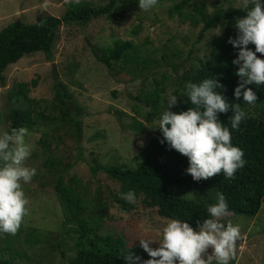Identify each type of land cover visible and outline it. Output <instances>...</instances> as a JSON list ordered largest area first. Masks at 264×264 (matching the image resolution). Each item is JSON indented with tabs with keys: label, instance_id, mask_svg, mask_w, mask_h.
<instances>
[{
	"label": "rangeland",
	"instance_id": "rangeland-1",
	"mask_svg": "<svg viewBox=\"0 0 264 264\" xmlns=\"http://www.w3.org/2000/svg\"><path fill=\"white\" fill-rule=\"evenodd\" d=\"M95 5L108 3L109 0H87ZM132 0H118L113 19L102 16L93 18L87 25L75 22L64 23L52 47V57L39 51L26 55L6 70V83H0V122L2 120V89L7 93L18 82H30L38 78V85L30 87V98L39 100V108L50 116L51 121L42 120L41 128L62 125L61 108L55 98L52 77V63H56L58 79L65 84L80 107L81 130L78 141L67 128L61 135L60 148L45 154L38 144L40 133L30 132L28 141L34 150L26 164L36 169V174L22 189L28 200V212L23 218L17 239L11 245L28 248L27 260L7 249L5 240L11 234H0V252L3 258L28 264H68L78 249V236L74 221H68L63 201L58 197L55 185L59 174L68 163L73 165L64 173L61 187L73 186L81 192L87 203L84 215L104 216L98 223L97 234L104 237L123 236L125 245L138 244L140 238H155L160 224L168 219L158 214L153 199L140 195L133 203L120 198V183L110 177L103 169L93 171L92 166L134 167L140 153L151 137L159 129H153L157 117L164 107L167 95H174L178 80L191 66L198 65L202 56L212 60L218 53L219 39L224 27L208 30L199 39L203 23L194 24L182 18L170 8L180 0H158L157 6L150 11L138 9ZM205 11L209 14L219 8L238 7V0H203ZM69 5L64 0H0V29L13 22L34 23L44 17H62ZM192 12L187 5L183 8ZM221 29L220 34L215 33ZM131 40L136 53L135 60L113 63L112 67L103 63L99 57L106 47L115 40ZM147 58L146 60H144ZM122 65L125 68H121ZM128 68H132L128 70ZM158 81V82H156ZM159 84V85H158ZM158 85V86H157ZM161 88L158 111L137 99L140 92H152ZM138 104L146 117L134 111ZM177 104L171 110L175 111ZM133 117L141 120L146 128L139 133L126 127ZM68 121V120H67ZM3 122V121H2ZM65 126V127H63ZM50 155L53 162L45 165ZM76 180H73L74 178ZM170 193L186 199H211L215 202V189L186 185L179 187L171 184ZM122 201V202H121ZM222 222H232L240 227L241 237L236 242L234 258L229 264H263L264 256V202L257 215L234 216L227 212ZM137 225V230L134 229ZM36 234V242L29 247L27 238ZM61 242V243H60ZM155 244H153V247ZM100 248V247H99ZM102 249V248H100Z\"/></svg>",
	"mask_w": 264,
	"mask_h": 264
},
{
	"label": "trees",
	"instance_id": "trees-1",
	"mask_svg": "<svg viewBox=\"0 0 264 264\" xmlns=\"http://www.w3.org/2000/svg\"><path fill=\"white\" fill-rule=\"evenodd\" d=\"M117 1L109 0L108 3L95 5L90 1L80 0L79 4L69 5L62 17H44L34 23L13 22L1 28V85L4 86L6 83V70L24 56L42 51L47 57L51 58L54 41L64 23L75 22L87 25L93 18L102 16L113 19L116 15L114 9ZM131 3L135 4L136 2L132 0ZM187 5L192 8V12L183 10ZM170 12L172 14L177 12L180 17L190 19L194 24H197L200 20L203 23V28L199 33V39L208 30L219 25L224 27L222 37L218 42V53L213 56V59L204 58L200 60L198 65L191 66L179 78L178 86L174 90V95H177L175 111L191 106L186 103L187 97L181 95L184 91L185 82H199L206 76L211 77L219 74L221 83L225 86L221 91H223L228 102L240 103L247 114V118L241 121L237 130L232 131L230 129L231 142L243 150V158L246 161L244 167L236 172L234 179H225L221 173L207 180L193 181L191 176L184 171L187 167V158L175 150L167 148L166 144L160 143L162 137L160 131H158L156 136L148 140V144L139 155L141 160L138 161L136 166H104L97 164L92 166L91 169L93 171L103 169L106 174L117 180L120 183V193L131 190L135 197L143 195L146 199H153L159 215L165 218L188 220L193 228H195L197 220L205 218L206 205L214 203V201L211 199L192 200L175 196L170 193L169 186L171 184L179 187L191 185L215 189L224 195L228 204L227 212H231L234 216L253 217L258 214L264 202V84L247 86L252 88L257 96V100L253 105L245 104L242 97L239 99L233 97V88L238 83V78L235 75L236 66L231 63L235 57V51L226 41L229 36L234 38L233 18L242 13L238 10V7L232 6L225 9L219 8L208 14L205 11L203 0L177 1L170 8ZM248 47L254 48L251 44ZM133 48L134 45L131 40L118 39L111 47H106L103 50L99 59L109 67H112L113 63L123 61L128 63L132 59L135 60L136 53H130ZM121 68L125 67L122 65ZM128 70L132 71V68H128ZM60 84L62 90L57 83L54 84L55 98L62 111V120L68 122L69 126V128L63 126L65 127L63 131L60 124H56L51 128H41L40 126L42 120L51 121L55 117L46 114L43 109L39 108V100L30 98L28 95L30 87L38 85V78H32L30 82H18L8 91V127L24 126L29 129V132L40 133L38 144L46 155L51 150L60 148L62 143L59 140H61V135H64L67 128L76 138L75 141H78L81 130L80 107L65 84L61 81ZM161 91V88L157 87L152 92L138 93L136 98L158 111L157 104L160 102ZM134 111L143 117L147 115L143 113V109L138 104L134 105ZM230 115L231 110L229 109L226 113L218 114V118L227 125ZM126 127L139 133L146 131L144 123L136 117H133L132 122ZM52 162L53 158L48 155L44 164L47 166L51 165ZM72 165V163L67 164L62 173L59 174L55 185L58 197L63 201L68 221H74L76 224L73 231L78 236V249L68 264H124L123 257L120 254L131 247V251L142 259H147V254L139 247V244L126 246L122 235L120 237H104L97 234L99 227L97 221H101L105 211L99 213V219L94 218L95 216L84 215L87 203L81 192H77L71 185L65 188L61 187L64 173ZM72 179L76 180L75 177ZM117 200L122 199L117 198ZM133 226L137 230V225L134 224ZM18 232L19 229L14 236H10L5 240L9 246L7 249L17 256H23L27 260H31V257L27 254L28 248L25 246L16 248L11 245L17 239ZM36 240L38 241L36 234L31 233L27 238L29 247H32ZM2 250L4 249L0 247V252ZM4 255L3 253L0 254V264H24L14 262L10 260L11 258L5 259L3 258ZM28 264H35V262H29Z\"/></svg>",
	"mask_w": 264,
	"mask_h": 264
},
{
	"label": "clouds",
	"instance_id": "clouds-1",
	"mask_svg": "<svg viewBox=\"0 0 264 264\" xmlns=\"http://www.w3.org/2000/svg\"><path fill=\"white\" fill-rule=\"evenodd\" d=\"M79 3L80 0H64L65 5ZM137 4L138 9L147 12L157 6L158 0H137ZM238 10L242 14L233 18L235 36L226 41L235 51L231 63L236 66L238 83L233 97H242L245 104L253 105L257 96L247 86L264 84V0H238ZM220 31L219 28L215 34ZM250 44L254 48L248 47ZM224 87L219 74L199 82H185L181 95L187 97L186 103L191 106L173 111L177 95H167L153 128L161 133L160 143L187 158L184 171L196 182L221 173L225 179H234L246 163L243 150L231 142L230 129L237 130L247 114L240 103L228 102L221 91ZM229 109L231 115L225 125L218 114ZM29 135L24 126L9 128L0 122V234L14 235L28 212L22 184L30 183L36 174V169L26 164L34 150L26 139ZM118 195L128 203L135 201L131 190ZM227 210L224 195L217 193L215 202L205 207V218L197 220L195 228L185 219L164 220L155 238L147 236L137 241L148 258L142 259L131 247L120 254L124 264H229L241 233L238 224L221 222Z\"/></svg>",
	"mask_w": 264,
	"mask_h": 264
},
{
	"label": "water",
	"instance_id": "water-1",
	"mask_svg": "<svg viewBox=\"0 0 264 264\" xmlns=\"http://www.w3.org/2000/svg\"><path fill=\"white\" fill-rule=\"evenodd\" d=\"M51 74H52L53 79L56 81L58 87L62 90L61 84H60V81L57 75L56 63L54 62L52 63ZM7 116H8V93H7L6 88H3L2 89V121L3 123H6V125L8 126Z\"/></svg>",
	"mask_w": 264,
	"mask_h": 264
}]
</instances>
